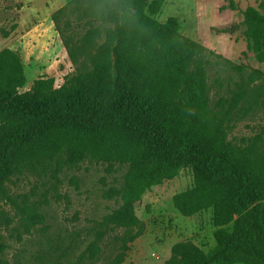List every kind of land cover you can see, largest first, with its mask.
<instances>
[{
  "label": "trees",
  "instance_id": "obj_1",
  "mask_svg": "<svg viewBox=\"0 0 264 264\" xmlns=\"http://www.w3.org/2000/svg\"><path fill=\"white\" fill-rule=\"evenodd\" d=\"M263 1L261 14L245 13L248 49L259 59ZM72 6L85 17L86 32L68 52L74 62L78 53L83 60L62 86L41 77L21 92L25 74L19 55L0 51V192L12 177L38 167L59 174L86 160L128 166L122 186L107 192L121 201L108 220L122 232L106 264H122L140 235L135 204L186 171L191 181L173 196L174 208L184 217L212 209L223 264H264V125L254 124L234 139L228 132L245 104L256 102L248 84L241 82L229 99L213 106L206 66L208 58L224 60L182 35L175 19L155 20L150 13L157 2L73 0L53 21ZM5 249L0 237V264H6ZM87 252L96 259L101 247L95 243ZM163 264L210 261L195 243L181 241Z\"/></svg>",
  "mask_w": 264,
  "mask_h": 264
},
{
  "label": "rangeland",
  "instance_id": "obj_2",
  "mask_svg": "<svg viewBox=\"0 0 264 264\" xmlns=\"http://www.w3.org/2000/svg\"><path fill=\"white\" fill-rule=\"evenodd\" d=\"M71 1L0 0V51L10 49L19 55L25 74L21 92L30 90L41 77L53 78L58 88L76 74L83 55L78 53L74 62L68 47L77 48L74 45L85 35L86 23L81 22L85 17L72 6L52 19ZM148 2L158 4L150 13L155 20L166 24L175 19L182 35L224 60L208 58L206 66L213 106L229 99L230 91L241 82L253 91L256 102L245 104L243 114L228 130L229 138L248 134L254 124L264 125V58L248 49L249 22L245 15L248 9L261 14V0ZM127 172L128 166L109 167L86 160L59 174L52 168L38 167L12 177L0 192L5 263L106 264L117 253L115 238L122 232L108 220L121 201L108 197L107 192L120 188ZM190 181V175L182 171L145 192L135 204L140 235L129 244L122 264H163L172 246L181 241L195 243L210 264H223L213 237L212 209L184 217L173 206V196L186 189ZM95 243L101 253L92 259L87 251Z\"/></svg>",
  "mask_w": 264,
  "mask_h": 264
}]
</instances>
